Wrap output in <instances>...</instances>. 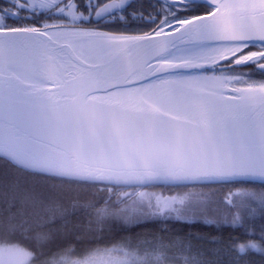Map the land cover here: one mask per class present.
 I'll use <instances>...</instances> for the list:
<instances>
[{
	"label": "snow or ice",
	"instance_id": "1",
	"mask_svg": "<svg viewBox=\"0 0 264 264\" xmlns=\"http://www.w3.org/2000/svg\"><path fill=\"white\" fill-rule=\"evenodd\" d=\"M0 264H264V0H0Z\"/></svg>",
	"mask_w": 264,
	"mask_h": 264
},
{
	"label": "trees",
	"instance_id": "2",
	"mask_svg": "<svg viewBox=\"0 0 264 264\" xmlns=\"http://www.w3.org/2000/svg\"><path fill=\"white\" fill-rule=\"evenodd\" d=\"M128 31L129 33H135L138 31V29L133 27ZM217 191L221 198H223L224 195H227V189H220ZM233 191H235V189H233ZM223 211L225 214H227L226 208H224ZM137 231L146 234L147 232L151 231V229H138ZM133 235L134 234L132 233H123L118 228H105L103 232H101L99 229H96L94 234L72 236L69 241H61V243L64 244L65 247L71 249L73 253L71 255L72 258H81L98 250L108 249L115 245H123L122 242L126 238L132 237ZM220 236L227 240L230 236H232V231L228 230L218 233V238ZM137 242L138 241L133 239L131 244H135Z\"/></svg>",
	"mask_w": 264,
	"mask_h": 264
},
{
	"label": "rangeland",
	"instance_id": "3",
	"mask_svg": "<svg viewBox=\"0 0 264 264\" xmlns=\"http://www.w3.org/2000/svg\"><path fill=\"white\" fill-rule=\"evenodd\" d=\"M123 245H115V246H113V247H110V248H108V249H112V248H119V247H122ZM138 247H139V251H137V249H138ZM106 249H104V250H98L99 252H104ZM98 251H95V252H92V253H90V254H88V255H86V256H84V257H81V258H72V257H70L71 259H85V258H87V257H89L90 255H93V254H95V253H97ZM127 251L130 253V254H132V253H135V254H137V255H140V256H143V245L142 244H140L139 242H137V243H135V244H131V246L130 247H128L127 248ZM114 255H118V256H120V257H123V252H120V253H114ZM130 258H132V257H130ZM221 258H227L226 257V254H224V255H222V257Z\"/></svg>",
	"mask_w": 264,
	"mask_h": 264
},
{
	"label": "flooded vegetation",
	"instance_id": "4",
	"mask_svg": "<svg viewBox=\"0 0 264 264\" xmlns=\"http://www.w3.org/2000/svg\"><path fill=\"white\" fill-rule=\"evenodd\" d=\"M254 79H256V80H259L260 79L259 74L256 73L255 71H254ZM165 194H167V192H165Z\"/></svg>",
	"mask_w": 264,
	"mask_h": 264
}]
</instances>
